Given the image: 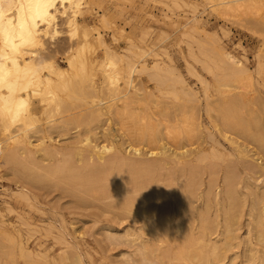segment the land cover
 Instances as JSON below:
<instances>
[{
    "label": "rangeland",
    "instance_id": "1",
    "mask_svg": "<svg viewBox=\"0 0 264 264\" xmlns=\"http://www.w3.org/2000/svg\"><path fill=\"white\" fill-rule=\"evenodd\" d=\"M85 1H86L87 5H84L86 3H83L81 5L82 15L78 16V20L81 21L82 24L85 25L86 27H92V28L95 27V29H96V26H98L96 31L98 33H100L101 37L103 38L104 44H106V45L108 44L107 46L112 48V50L116 51L118 54L122 52L121 54L124 55V56L122 55L123 58H125V54H126V56L131 55V54L129 55L130 52L125 51V50H127L126 48L131 47V43L133 44L135 42L134 45H137V46H140V45L144 46V47L148 46L152 51L150 53L151 56L148 55L145 57V63H147V66L150 67L153 64L152 63L153 61L159 60L158 62L160 63V65L162 67L163 66L166 67L167 64L169 67L170 66L172 67V65H173L174 67L172 68V70L176 69L180 77L176 76L177 75L176 70L173 71V74L171 72V74H172V75L170 74L171 76L167 75L165 73L163 74V72H162V74L165 75V77L167 78L166 81L168 80L167 81L168 86L171 88L170 89L168 87V90L166 89L165 91H168V93L171 92L172 94L174 93L173 95L170 93L169 95L162 96V94H168V93H166V92H164V93L162 92V94L158 93L161 91L157 90V84H156L157 81L152 76H150L151 72H153V71L148 69V70H146V72L145 71L143 73L140 72L141 74H139V72H138L134 75V82L135 83H133V86L135 85L134 86L135 89L133 87V91L134 90L135 91L133 92L132 89H130V91H132V93H130L129 95L132 99L128 100V102L126 103L127 106L126 105L121 106V107L119 106L120 108H117V109L111 108V109L107 110L106 108H108L109 103L112 102V101H110L111 96L109 97V95H107V94H109L108 89H107L109 84L105 80V78L103 80V78H101L100 74L98 73V75L95 78V83L98 86H101V84H102L103 86L101 87L100 90L101 91L104 90L103 93L100 92V94H99V97L102 98V105H100V109L97 106H96V108L93 107V108L89 109L88 108L89 104H82L83 101H84V103H86L89 100V97H87L86 99L83 98V101L81 99H77L75 97L74 98L71 97L72 98L71 99V98L67 97L66 93L64 92L62 94V97H61L62 100L61 101H63V100H65V101L59 105L60 111L57 110L58 108H56V107L54 108V104H49L48 105L49 107L47 106V108H49V109L46 108L47 112L44 110H43V112H41V111L39 112L41 114V116H40V114H38L39 115L38 119H36V121H34L36 124H30L29 126L33 125V126H31V128L27 127L29 130L26 129V131H25L26 134H24L25 135L24 139H26V140L28 139V141L31 142L29 145L30 147L28 146V152L24 151L23 147H21L22 145H18L17 143H11L10 144L8 141H7V143L9 145L5 143V148H4L3 142H4V139L6 137V134H3L2 128L0 127V140H1L0 141L1 142L0 143V151L2 152V153L0 152L1 153L0 154V159H1L0 160V232H1V234H0L1 235V238H0L1 239L0 240V244H1L0 245V264H78V263L79 264H137V263L138 264H149V263L150 264L151 263L152 264H158V263L159 264H174V263L175 264H201L200 261H198V260L195 261L196 258H193L194 260L191 259L190 261H187V262H181V261L174 260V259L171 260L170 257L160 255V254L164 253V251H165L164 248L167 247L166 249L168 250V249H170V247L171 248L176 247V245L178 244V241L175 238L174 234H170V232H169L167 235L168 237L161 238V240H162L161 243H160V241H157V240L155 241L154 237H153L154 240L151 239L152 238L151 236H153L152 234L154 233V229L152 227V223L149 221L150 219H148L149 218L148 214H144L145 215L144 216L143 214L139 215V214H134V213L129 214L128 212H126V213L123 212V214H124L123 215L122 211L121 210L119 211L118 208H116V206L118 204L116 202V200L117 201L120 200V197L118 199V197L115 196L117 190L116 189L114 190L112 188L114 187L115 183L120 181L121 178L125 179L127 177L132 178V179H134V181L135 180L136 181L134 182L133 180L127 179V181L125 182V186L122 187L121 189H119V191L121 193H124L125 190H126V192L127 191L130 192V193L129 192L128 193L131 195H129L128 193L125 192L128 195V196H125L126 194L124 193L125 197H129V196L131 197L132 194H133V196H135V194H136L134 192L135 188H140V187L146 188L147 187L146 185L149 186V183L146 184L148 181L150 182V185H151V183H153L152 184L153 187L155 186V188H157V187L162 186V189L164 187L165 190L166 189L170 190L169 195H172V194L175 196L178 195L177 197H179V198L181 197V193L184 191L185 192L189 191L191 194L193 193L191 195V197H192L191 205L193 204L192 205L193 211L195 210L196 212H198L199 209L202 212L204 211L203 213L204 214L207 213L206 216L208 217V219L210 217L214 216L213 218L209 219V221H212L213 223L210 222V224H212L211 228L208 231H205L204 238L206 240L208 238L207 236H209V238L206 241L207 242L206 245L211 247V245L213 243L212 246L215 245L217 248L216 249L217 253L218 254L220 253V254H219L218 259L211 261L210 264L211 263L212 264H255V263L256 264L257 263L264 264V240H262V239L260 240L261 237L259 235L261 232L260 231L261 229H262V231H264V226H262V224H264V175H262V174H264V154H262V152H264V144H262V142H264V141H262V140H264V82H262V81H264V78H262V77H264V69L258 70L261 68L260 67L261 63H262V65H264V9H262V8H264V2H262V0H256L255 3L253 2L254 4H253V9L251 10V13L254 12L257 16H254L253 13L250 14L248 12L249 14L248 13L241 14V16L239 18L230 17L231 19H229V21H230L229 22L228 21L229 17H227V15L223 16L224 13H223L222 9H220V7H218V6H217L218 9L216 8V6H214V7L211 6V3L207 2L208 0H204V1L203 0H185L184 3H186V5H183V6L181 5V3L184 0H182V1H179V0H132V1L131 0H85ZM121 1H123V2H121ZM171 1H173V3L176 1V5H175V3H174V5L177 8H174V5H171V4H173V3H171ZM191 1H192V3H191ZM249 1H253V0H249ZM257 1H260V3H258ZM95 2H96V4H95ZM193 4H195V5H193ZM209 4L211 7H209ZM181 6H182V8H181ZM184 6H187V7H184ZM259 6L262 10L259 8ZM189 7H190V9H189ZM192 7L195 8L196 10H192L191 9ZM213 9L214 10L216 9L217 11L216 10L214 11ZM124 10H126V11H124ZM259 10H261V13ZM96 15H98V16H96ZM101 15L102 16L104 15V18H105L104 20L100 19V17H102ZM167 16L169 18H167ZM192 16L195 19H193ZM96 17H98L99 19H97ZM106 18H108L110 20H108ZM176 18H178L179 20ZM96 19H97V21H96ZM174 19H175V21H173ZM196 19L199 21H197ZM93 20H95V21H93ZM194 20L196 22H194ZM237 21H239L241 24ZM97 22H99L100 25ZM173 24L175 27L173 26ZM176 24H178V25H176ZM194 24L197 25V28L193 26L194 28H196L195 30L192 28V25H194ZM190 25H191V27H189ZM105 26H106V29H105ZM200 26H204L203 27L204 29H202V27L200 28ZM107 27H108V29H107ZM176 27L177 28L179 27L180 29H177ZM183 27H186V28L189 27L188 28L189 31H188V29H186V28L184 29ZM181 28H183V30ZM191 28H192V30H191ZM199 28H200V30L201 29L202 30L199 31L198 30ZM221 28H222V30H221ZM110 29H114V30H110ZM121 29H123V30H121ZM223 29L226 32H224ZM57 30L59 33L55 36L54 39H52V40L45 39V41L43 42L44 44L42 46V52L41 53L39 52V54L37 55V58H35V64H37V66H40L38 64L53 60V62H55L60 67L66 68L67 64L64 60L65 56L70 52H72V53L76 52L79 45L76 41L77 39L69 38L68 32L66 33L67 27L65 25V18L58 17ZM193 30H194V32L197 30V32L199 31V33L204 30L206 32L204 37H205V39H208V40H204V37L202 34L204 31L202 33H200V35H199V33L195 34L194 32H191ZM102 31H103V33H101ZM188 32H190L192 34L189 33L190 34L189 35ZM223 32H224V35H223ZM90 33L91 34L93 33L92 35H94L96 32L95 31L92 32V30H91ZM111 33L113 34V36ZM183 33H185V34L187 33V34L184 36ZM207 33H210L212 35H210V34L207 35ZM197 35H199V36H197ZM194 36H196L197 40L194 38ZM209 36H210V38H208ZM114 37L116 39L120 38V40L116 41ZM198 38L200 40H198ZM127 39H128V42H127ZM191 39L192 40L195 39V41H197L199 44L200 43L203 44L202 45L203 47L201 46L203 49H205L204 45L206 47H208V45H209L208 49L211 52V54H212V51H213V53L215 52V50H213V48H217V49L218 48H220V49L224 48L225 51L231 52V54H233L236 58L240 59V61L243 62V64L246 66V68H248L247 69L248 73H250L249 74L250 75V82L252 81L250 83L252 85H249L250 90L246 87V89H243V91L241 90L242 94H239L238 90L236 91V89H234V87L233 88L232 87L231 88H225L226 86H224V88H222V84L219 81H217V84L214 83V82H216L215 78H217V77L215 76V78H213L215 80H213L212 77L214 75L210 77L211 73L208 74L207 73L208 71H204L203 68L205 66L200 63V60H198V61L196 60L198 58H200V59L204 58V57H202V55H200L201 51L200 52L198 51V48H200L201 44L199 45L198 43L192 41ZM184 40H186V41H184ZM187 42H190V44ZM71 45H73V46H71ZM188 45H190V47L193 48L194 53H193V51H191L190 53H192L193 55L195 54L194 57H192V60L194 62L197 61V63H194L192 60H190L191 56L187 55V54H189V53H187V52H189L188 48L191 49ZM43 47L46 50H43L44 49ZM123 48H125L124 51H123ZM68 49H70V50H68ZM208 49H206V50H208ZM67 50H68V53H67ZM91 50L87 49V51L86 50L84 51L85 53L82 54L84 56V58H86V59H88L90 57L91 58H93V57L98 58L99 56L102 55L101 57H103V55H104L103 45L94 44L93 49H91ZM94 50L96 53L94 52ZM153 51H154L155 55L153 54ZM160 52H164V53H160ZM197 52H199L200 56L198 55ZM121 54H119V55H121ZM164 54L167 55V57ZM215 54L216 53H214V55ZM97 55H99V56H97ZM87 56H89V57H87ZM155 56H158V57H155ZM159 56H160V58H159ZM195 56L197 58H195ZM167 58H169L170 60H168ZM98 59H100V57ZM162 60H163V62H162ZM257 61H258V64H257ZM187 62L189 63V65H187L188 64ZM200 64L203 65L204 67L199 66ZM188 66L189 67L192 66L194 68V70L192 69V71H191V72L194 71L195 72L194 74H192L191 72L187 73L188 71H190V68ZM86 67H87V65H86ZM170 68H169V70H170ZM256 68H258V69H256ZM262 68H264V66H262ZM185 69H187V70H185ZM257 72H259V73L262 72V73L259 74ZM77 74H79V73H77ZM69 75H74V74L70 73ZM77 76L81 77V75H77ZM77 76L74 75V78H72V81H77ZM80 77H79V80H81ZM176 77H179L182 81L184 80L183 85H184V87L186 86V89L191 88L194 91L193 92L191 90V92H193L195 94L194 95V98H195L194 101L188 100V97L184 94V91L181 90V88H179L180 84L176 83L177 82ZM138 78H139V80H138ZM196 79H198V80H196ZM200 79H203V80L205 79L207 81V83H205V80H204L205 86L202 84L203 80L200 81ZM136 85L138 88L136 87ZM206 85L208 87V88H206L207 90L204 89L206 87ZM106 86H107V88H105ZM102 88H105V89H102ZM200 88H202V89H200ZM215 88H217V89H215ZM175 89H177V91L179 93ZM172 90H173V92H172ZM180 90L182 91V93H180ZM222 90L229 91L228 93L230 95L227 96L228 94ZM244 90L247 93H245ZM143 91H145V92H143ZM221 91L223 93H221ZM105 92H107V93L105 94ZM203 92H204V94H203ZM243 92H244V95H243ZM135 93H137V94H135ZM176 93L178 94V96ZM231 93L233 96L231 95ZM134 94H135V96H133ZM201 94H203V97ZM216 94H218V95H216ZM247 94H249L248 95L249 97L247 96ZM143 95L146 97H144ZM237 95L239 97L243 95L244 97H242L243 99L242 98L240 99L238 97L239 98L238 99ZM138 96H140V97H138ZM212 96H214V97H212ZM230 96H232V97H230ZM163 97H165V98H163ZM207 97L209 99H206ZM133 98H135V99H133ZM136 98H138V99L136 100ZM159 98H160V100H158ZM175 98H176V100H175ZM185 98H186V100H185ZM196 98H197V100H196ZM213 98L215 100H213ZM223 98L225 99V101L227 100L228 102L231 101L232 99H234V101L237 102L236 105L238 106V108L236 105H232L230 115H232V118L236 119V121H238L240 124L242 123V125H246V128H245V129H247V130H245L246 132L244 130L238 129L237 125H235V128H237L235 130H238V132L234 131V129H233L232 131L230 130L231 132L228 131V132H230L229 134L227 131H225L223 128H221V125L219 124V120L217 118V110H218L217 107H219L218 105H221L222 102H225ZM236 98H237V100H236ZM152 99H154V100H152ZM203 99H205V100H203ZM221 99H223V100H221ZM183 100H184V102H183ZM154 101L156 104H154ZM187 101H188V103H187ZM204 101H206V102H204ZM244 101H246V102H244ZM130 102H131V104H130ZM163 102H165V103H163ZM104 104H106V105H104ZM148 104L150 106H152L153 108L148 106ZM197 104H198V106H197ZM141 105L143 106V108L145 106V108L143 109ZM183 106H184V108H183ZM210 106L211 107L213 106V108L215 109L214 112H213V108H210ZM140 107H141V111H137V109H140ZM196 107H198V108L196 109ZM205 107H206V111H205ZM50 108H51V112H50ZM193 108L195 109V111H193ZM88 109H89V111H88ZM92 109H93V111H92ZM135 109H136V111H135ZM157 109H158V111H157ZM162 109H163V111H162ZM198 109H199V111H198ZM52 111H53V113H52ZM130 111L132 114L130 113ZM182 111H183V113H182ZM187 111H188V113H186ZM234 111L236 112V114L239 113L236 118H235L236 114L234 115V113H235ZM249 111L251 113H249ZM138 112H140L139 113L140 115H138ZM45 113H47V114H45ZM48 113H49V116H48ZM112 113H114V114L112 115ZM166 113H168V115ZM98 114H100V115H98ZM142 114L144 115V117ZM46 115H47V118H46ZM50 115H52L53 117L50 118L51 117ZM131 115H133V116H131ZM146 115L147 116L149 115V116L146 117ZM163 115L165 117H163ZM166 115H167V117H166ZM186 115H188V116H186ZM248 115H250V116L248 117ZM59 116H61V117H59ZM118 117H120V118H118ZM186 117H189V118L186 119ZM251 117H253V118H251ZM145 118H146V120H145ZM182 118L186 119L188 121L192 120L194 118L196 120L198 119L197 121L195 120L196 128L198 126V128H197L198 130L194 129L197 132L193 130V132H196V133H193V135L191 133L190 134L191 136L187 139H186L185 135H184L185 138L182 137L183 133H178V134H176V138L173 139L174 141L172 139H170V140L167 139V141H166V138L164 136V132H165L164 129H168L167 127H170V128H173L172 130L169 129L171 132L177 133L179 131L178 128H180V127L183 128L185 120L181 121V120H183ZM97 119H99L100 121ZM129 119H131V120H129ZM150 119H151V121H150ZM256 119H258V120H256ZM132 120L134 122H130ZM165 120H166V122H165ZM241 120H242V122H241ZM58 121H59V124H57ZM115 121H118V122H115ZM254 121H256V122H254ZM144 122H145V125L148 122V126H150L152 129L148 128L147 125H146L147 126L146 127L143 124ZM247 122H248V124H246ZM53 123H55V124H53ZM150 123H151V125H150ZM119 124H121L122 126ZM134 124H135V126H134ZM152 124H153V126H152ZM178 124H180V125H178ZM0 125H1V123H0ZM53 125H54V127H53ZM58 125H62V126H58ZM85 125H87V126H85ZM131 125H132L133 129L131 128ZM20 127L22 128V126H20V125L14 126L13 132L17 133V131H19L18 128L20 129ZM238 127H240V126L238 125ZM39 128H41V129H39ZM174 128H177L178 130L174 129ZM55 129H57V130H55ZM139 129L141 131H143L144 133H146V132L148 133L151 129V132L152 133L154 132L156 134L155 135L153 133L155 135V138L158 140L157 141L155 139L156 141L154 140L150 144H146V140L144 139L145 142H143L141 140L142 142L137 143L138 144L137 146H138V148L141 149L140 152L142 153V154H140V156L143 155V153H144V155L141 157L135 156V154L132 152L131 146H133V145H131V144H133V143H131V142H133L134 137L130 138L135 134V130L138 131ZM128 130L131 132H129ZM10 132H12V129L10 130ZM257 132H259V133H257ZM157 133H159L161 136L160 135L157 136L158 135ZM234 133L236 134V136ZM250 133H251V135H250ZM11 134H13V133H11ZM129 134H131V135H129ZM38 135H40V136H38ZM249 135H250V137H249ZM239 136H241V137H239ZM257 136H259V137L262 136V137H260L261 138V144H259L260 138L258 139ZM177 137H178V140H180V141L177 140ZM226 137H227V139H226ZM255 138H257L258 140ZM86 139H87V142L89 141L90 143H85ZM228 139H232V141L234 140L232 142V146H231L230 141ZM74 140H76L77 142ZM175 140H177L176 143H174ZM126 141H128L129 143ZM170 141H173V142L171 143ZM183 142L185 144H182ZM36 144H38V145H36ZM40 144H41V147H40ZM88 144H91V145H93V144H98V145L105 144L108 146L109 145L113 146V149L109 153V155L115 156L116 158L118 157V159L120 161L119 163H121V164H116V165L113 164V165H115V169H114L113 165H111V166L103 165L102 166L103 171H101V170L100 171H92L90 173H88L89 172L88 171L87 175H90L92 177H91V179H84L85 181L83 183V186H84V188H87L88 186H90V183H91L90 180L94 181L93 182L94 185H92V187L91 186L88 187L90 189H88V188L84 189V188H80L81 186H79V183H78V180L83 182V180H82L83 178L81 176L74 175L76 177L75 180H77V181L73 182L74 183V185H73V183L71 181V179H73L72 178L73 175L71 174V176H70V175L66 174V172L70 174V172L67 171L68 167H70V169L73 168L74 170L75 169H78V170L82 169L83 170L84 168L89 167V166L94 164V162L88 161L86 159L83 160L84 162L83 161L79 162L80 161L79 156L77 157L76 155H74V153L78 149V147L84 149V152L87 151V149L89 147ZM161 144H165V145H167V147L170 146L169 150L173 151V152H175V150H176V152H183V150L188 151L187 152L188 154H186V155H187V158L189 156L190 157L187 159L186 155H185V158H182L183 161H182V159H180L179 161H176V160L170 161L169 160V161H167V163H165L161 166L153 167L152 170H150V172H148V174L150 173L149 179H147L148 178L147 173H145L143 170H141V168L139 166H132L133 168L125 166V165H128V164H126V162H128V159H131V158H133L131 160H140V159L144 160L145 159L144 161L147 160V162H149V163H153L154 161H155V163L159 162L160 157L157 155H150L149 151L151 150V148H153V147L155 148V145H156V148L152 149V150H153V152L156 151V153H158L159 151H157V147H159ZM177 144H179V145H177ZM180 144L183 145V147ZM188 144H190V145H188ZM79 145H83V146H79ZM176 145L181 148V151H180L179 147H177ZM233 145L235 148H236V146H237V148H239L238 149L239 152L242 150L240 152V153H242V155L239 152L234 150L235 148H233ZM258 145H260L261 147H259ZM6 146H9V147H6ZM18 146L22 149L18 148ZM44 146H45V148H44ZM13 147H14V149H13ZM16 147H17L18 151L15 149ZM52 147H54V149ZM64 147H65V149H64ZM175 147H176V149H175ZM3 148H4V150L6 149V151L3 152L2 151ZM62 148H63V150H62ZM21 151H24V152L21 153ZM212 151H214V152L212 153ZM216 151L219 152V155H217L218 152H216ZM243 152L245 153L244 156H243ZM5 153H7V154H5ZM8 153H9V155H8ZM198 153H200L201 155ZM210 153L213 154L214 156L211 155ZM113 154H115V155H113ZM220 154H221V156H220ZM237 154H240V155H237ZM67 155H69V156H67ZM231 155H232V157H230ZM3 156H4V158H3ZM6 156H8V157H6ZM18 156H20V157H18ZM64 156H65V158H64ZM73 156H74V158H73ZM212 156L214 159L212 158ZM247 156L249 158L252 156L250 158L251 160ZM27 157H29V158L27 159ZM67 157H69V159L71 158V160L69 161V159ZM18 158H19V160H17V162H18L17 163L16 159H18ZM125 158L127 161H125ZM200 158L202 160H200ZM5 159H6V161H5ZM156 160H158V161H156ZM199 161H200V163H199ZM256 161H257V164H256ZM69 162H71V163H69ZM90 162H92V163H90ZM77 163H78V165H76ZM122 163H124V164H122ZM213 163H215V164H213ZM206 164H207V166H206ZM248 164L251 166H249ZM259 164H260V166H259ZM26 165H28L29 167L27 168ZM85 165H87V166H85ZM117 165H119V166H117ZM176 165H178L179 168ZM188 165H190L192 167L194 166L193 169H196V170L192 169L191 173L189 171H185L186 168L188 170V167H190ZM211 165L213 166L212 168H210ZM234 165H235V167H234ZM64 166H67V167H64ZM228 166H229V169H227ZM256 166L259 168H256ZM40 167H42V168H40ZM137 168L139 169V170H137L138 173L136 171ZM23 169H24V172H23ZM25 169H26V171H25ZM40 169H42V170H40ZM63 169L65 170V172H63L64 171ZM112 169H114V170H112ZM122 169L125 171H123ZM165 170L167 171V173L165 172ZM202 170H203V172H202ZM37 171H39L38 175H37ZM259 171H261V172H259ZM12 172H13V174H12ZM94 172H95V174H94ZM156 172H158V173H156ZM151 173H153L152 174L153 177H151L152 176ZM210 173H212L214 175H211ZM233 173H234V176H233ZM46 174L49 176H46ZM54 174H56V175H54ZM154 174H155V176H154ZM25 175H27V176H25ZM32 175H34V176H32ZM52 175H54V176H52ZM171 175H173L175 177H173V176L171 177ZM50 176H52V177H50ZM66 176L68 178H71V179L66 181V179H65ZM139 176H140V178H139ZM228 176H229V178H227ZM231 177H233V178H231ZM116 178H118L117 179L118 181L116 180ZM183 178L184 179L186 178L187 180L186 179L184 180ZM27 179H28V181H27ZM154 179H156V180L154 181ZM199 179H200V182H199ZM228 179H229V181H228ZM62 180H63V182L61 183ZM86 180H89V181L87 182ZM109 180H111L112 182ZM137 180H139V181L137 182ZM170 181H172V182L170 183ZM186 181L190 185H188V184L186 185ZM223 181L225 182V184ZM233 181H234V183H233ZM142 182L144 185L140 184ZM167 182H169V183H167ZM173 182H175V183H173ZM184 182H185V184H184ZM197 182H199V185L197 184ZM174 184H175V187H174ZM227 184H229L233 188V190H234L233 192L235 193L236 200L240 198L239 201H240V205H241L240 206L239 202H237V205H236L235 210H234V216L232 218L233 221H231V223H232V225H231L232 229H231V233H230V235H232L231 237H230V235L228 237V234H226V231H225V227H222V225L224 226V223H225L224 221L226 220V218L230 214V213H228V215H227L225 212V209H224V207L227 205V200H228L227 195L224 193V189H226L225 186H227ZM75 185H77V186H75ZM177 186L179 188H177ZM183 186L185 189L183 188ZM20 187L23 188L25 191L27 190L26 192L28 195V198H27L28 201L25 199L22 200L23 197L22 198L18 197V195H19L18 191L21 189ZM186 187H190L191 189L188 188V190H187ZM79 189H83V191L82 190L79 191ZM180 189H182V190H180ZM85 190H88V192H86ZM104 190H106V191L108 190V191H110V193H108V191H107V193H108L107 194L106 191H104ZM123 190H124V192H123ZM173 190H175V191H173ZM247 190H248V192H247ZM177 191H179L180 193ZM206 191H208V192H206ZM15 192H17L18 194ZM102 192H104V193H102ZM113 192H115V193H113ZM178 193L180 194V196ZM203 193L205 196L203 195ZM111 194H113V195H111ZM4 196H6V197H4ZM112 198H113V200H112ZM194 199H196L197 202ZM204 201L206 202V204ZM221 203L223 204V206ZM205 205H206V207H205ZM208 207H209V209H208ZM210 208H211V210H210ZM117 210H118V212H117ZM113 211H115V212H113ZM214 211H215V213H214ZM221 211H222V213H221ZM134 215H135V217H133ZM147 216H148V218H147ZM143 218H145V220H143ZM213 219H215V220L213 221ZM261 219H262V221H261ZM217 220H218V222H217ZM19 222H21V223H19ZM254 223H256V224H254ZM24 224H26V225L24 226ZM145 224H146V226H145ZM251 224H252V226H251ZM28 225L30 226L29 228L27 227ZM33 225H34V228H33ZM191 225L193 226V227L191 226L193 233L195 231L201 233V229L198 228L197 220L194 219V221H192ZM46 226H48V227H46ZM110 226H111V228H110ZM214 226H215V228H214ZM146 227H147V229H146ZM257 227H259V228H257ZM211 229H213V230H211ZM107 231H109V232H107ZM124 231H127V232H124ZM131 233H132V235H131ZM104 234L107 236H105ZM117 235H119V236H117ZM120 235H121V237H120ZM224 235H226V236H224ZM5 236H6V238H5ZM11 237H13V238H11ZM127 237H130V238H127ZM137 238L139 239V241ZM55 239H57V241H59V242H57ZM145 239H146V243H148L147 241L149 240V244L151 243L150 247L152 249L155 248V250L154 249H153V251L150 250L151 252L147 251L148 255L145 256L146 258H143L144 255H142V253L139 252V249H140L139 246H141L140 244L143 243V241L145 242ZM13 240H15V241H13ZM19 240L22 241L21 247L19 246V243H18ZM139 242H141V243L139 244ZM165 242H166V244H165ZM58 243H60V244H58ZM157 243H158V245H157ZM216 243H217V245H216ZM197 245L199 246V244H197ZM197 245H193V247H195V248H191V249H196V248L197 249L194 251L191 250L190 252H193V253L196 252L200 248V247L198 248ZM158 246H160V247H158ZM23 247H24V250H23ZM40 248H42V249H40ZM162 249H163V252H161ZM218 250H222V251L219 252ZM221 252H223V253H221ZM193 253H189V254H193ZM149 254H150V256H149ZM26 255L28 256L27 258H26ZM43 255H44V257H43ZM140 257H141V259H140ZM165 257H166V259H165ZM24 258H26L25 261L23 260ZM79 258H81V259H79ZM219 258H220V261H219ZM147 259H149L151 261H149ZM249 259H250V261H249ZM143 261H145V263ZM165 261H167V262L165 263ZM179 262H181V263H179Z\"/></svg>",
    "mask_w": 264,
    "mask_h": 264
},
{
    "label": "bare ground",
    "instance_id": "2",
    "mask_svg": "<svg viewBox=\"0 0 264 264\" xmlns=\"http://www.w3.org/2000/svg\"><path fill=\"white\" fill-rule=\"evenodd\" d=\"M132 1V0H131ZM179 1H182V0H179ZM204 1V0H203ZM105 2V1H104ZM121 2H123V1H121ZM185 2V0L181 3V5L183 6V5H186V3H184ZM208 3H211V6H216V8L218 9V7H220V9H222V11H223V16H225V15H227V17H229L228 18V21H229V19H231L230 17H232V18H239L240 16H241V14H245V13H250V14H252L253 13V15L254 16H257L254 12H252L251 13V10L253 9V4L256 2V0H253V1H247V0H208L207 1ZM254 2V3H253ZM258 3H260V1H257ZM262 2H264V0H262ZM83 3H86V1L85 0H0V123H1V125H0V127L2 128V131H3V134H6V137H5V139H4V144H3V146H4V148H5V143L6 144H8L7 143V141L11 144V143H17L18 145H22L21 147H23V149H24V151H27L28 152V146L30 145V141H28V139L26 140V139H24L25 138V135L24 134H26V129L27 130H29L27 127H30L31 128V126H33V125H31V126H29L30 124H36L34 121H36V119H38V114H40L39 112L41 111V112H43V110L44 111H46V108H47V106L49 105V104H54V108L56 107V108H58L57 110L58 111H60V108H59V105L62 103V102H64L65 100H63V101H61L62 99H61V97H62V94L65 92L66 93V95H67V97H69V98H71V97H75V98H77V99H81L82 101H83V98L84 99H86L87 97H89V100L86 102V103H84V101H83V103L82 104H89V106H88V108L89 109H91V108H96V106L100 109V105H102V98H100L99 97V94H100V92H102L103 93V91L104 90H100L101 89V87L103 86L102 84H101V86H98L96 83H95V78H96V76L98 75V73L100 74V76H101V78H103V80H104V78H105V80L108 82V88H107V86L105 87V88H107L108 89V93L109 94H107V95H109V97L111 96V99H110V101H112L111 103H109V105H108V108H106L107 110L108 109H111V108H114V109H117V108H120L121 106H125L126 105V103L128 102V100H130V99H132L131 97H130V93H132V91H133V87L135 86H133V83H135L134 82V75L136 74V73H138L139 72V74H141L140 72H146V70H148V69H150V70H152L153 72H151V74H150V76H152L157 82H156V84H157V90L158 91H161V92H158V93H161L162 94V92L164 93V92H166V93H168V91H165L166 89L168 90V84H167V81H166V77H165V75H163L164 73L165 74H167V75H170L171 74V72H172V74H173V71H175V70H172V68L174 67L173 65H172V67L170 68L169 66H168V64L166 65V67L165 66H161L160 65V63L157 61V60H155V61H153L152 63V65L149 67V66H147V63H145V57L146 56H148V55H150V53H151V49L149 48H147V47H144V46H137V45H134V43L132 44L131 43V47H129V48H126L127 50H125V51H128V52H130L129 53V55L130 56H126V54H125V58H123V54H121V53H119V54H121V55H119L116 51H113L112 50V48H110V47H108L106 44H104V42H103V38L101 37V35H100V33H98L97 31H96V29H97V27L98 26H96V29H95V27H86L85 25H83L82 24V22L81 21H79L78 20V16H81L82 15V9H81V5L83 4ZM102 3V2H101ZM171 3H173V1H171ZM175 3V5H176V1L174 2ZM174 3L173 4H171V5H174ZM191 3H192V1H191ZM95 4H96V2H95ZM161 4V3H160ZM178 4V3H177ZM189 4V3H188ZM187 4V5H188ZM84 5H87V3L86 4H84ZM103 5V4H102ZM175 5H174V8H177V7H175ZM193 5H195V4H193ZM192 5V6H193ZM208 5V4H207ZM261 5V4H260ZM99 6V5H98ZM178 6V5H177ZM182 6H181V8H182ZM199 6V5H198ZM210 6V4H209V7H211ZM218 6V7H217ZM105 7V6H104ZM108 7V6H107ZM121 7V6H120ZM180 7V6H179ZM184 7H187V6H184ZM200 7V6H199ZM208 7V8H209ZM262 7V6H261ZM122 8V7H121ZM170 8V7H169ZM201 8V7H200ZM259 8H260V6H259ZM91 9V8H90ZM109 9V8H108ZM171 9V8H170ZM189 9H190V7H189ZM192 10H196L195 8H191ZM212 9V8H211ZM261 9V8H260ZM262 9H264V8H262ZM261 9V10H262ZM214 10V9H213ZM216 10V9H215ZM214 10V11H215ZM261 10H259L260 11V13H261ZM124 11H126V10H124ZM204 11V10H203ZM217 11V10H216ZM170 12V11H169ZM191 12V11H190ZM193 12V11H192ZM200 12V11H199ZM198 13V12H197ZM196 13V14H197ZM248 13V14H249ZM98 14V13H97ZM102 14V13H101ZM193 14V13H192ZM199 14V13H198ZM150 15V14H149ZM171 15V14H170ZM173 15V14H172ZM252 15V16H253ZM92 16V15H91ZM96 16H98V15H96ZM102 16V15H101ZM177 16V15H176ZM186 16V15H185ZM250 16V15H249ZM261 16V15H260ZM58 17H61V18H65V25H66V27H67V31H66V33L68 32V34H69V38H74V39H77L76 41H77V43H78V48H77V50H76V52L75 53H72V52H70V53H68V50H70V49H68L67 50V55L65 56V58H64V60H65V62H66V64H67V66H66V68H63V67H60L59 65H57L55 62H53V60H51V61H46V62H44V63H41V64H38V65H40V66H37V64H35V58H37V55L39 54V52L41 53L42 52V46H43V42L45 41V39H50V40H52V39H54L55 38V36L59 33L58 32V30H57V20H58ZM86 17V16H85ZM182 17V16H181ZM187 17V16H186ZM195 17V16H194ZM220 17V16H219ZM97 19H99L98 17H96ZM167 18H169L168 16H167ZM188 18V17H187ZM192 18H193V16H192ZM225 18V17H224ZM97 19H96V21H97ZM100 19H102V20H104L105 18H104V15L102 16V17H100ZM106 19H108V18H106ZM171 19V18H170ZM176 19H178V18H176ZM193 19H195V18H193ZM243 19V18H242ZM64 20V19H63ZM101 20V21H102ZM108 20H110V19H108ZM124 20V19H123ZM179 20V19H178ZM181 20V19H180ZM197 20V19H196ZM93 21H95V20H93ZM100 21V22H101ZM171 21V20H170ZM173 21H175V19L173 20ZM177 21V20H176ZM197 21H199V20H197ZM242 21V20H241ZM85 22V21H84ZM181 22V21H180ZM187 22V21H186ZM194 22H196L195 20H194ZM230 22V21H229ZM232 22V21H231ZM237 22H239V21H237ZM243 22V21H242ZM64 23V22H63ZM97 23H99V22H97ZM109 23V22H108ZM116 23V22H115ZM172 23V22H171ZM175 23V22H174ZM240 23V22H239ZM92 24V23H91ZM241 24V23H240ZM256 24V23H255ZM98 25V24H97ZM99 25H100V23H99ZM107 25V24H106ZM114 25V24H113ZM176 25H178V24H176ZM180 25V24H179ZM184 25V24H183ZM187 25V24H186ZM90 26V25H89ZM93 26V25H92ZM95 26V25H94ZM173 26H174V24H173ZM196 27L197 28V25L196 24H194V25H192V28L195 30L196 28H194V27ZM102 27V26H101ZM110 27V26H109ZM175 27V26H174ZM189 27H191V25L189 26ZM188 27V28H189ZM202 27V29H204L203 27L204 26H200V28ZM103 28V27H102ZM114 28V27H113ZM124 28V27H123ZM177 28V27H176ZM184 29L186 28V27H183ZM183 28H181L182 30H183ZM188 28H186V29H188ZM192 28H191V30H192ZM200 28L198 29L199 31H201L200 30ZM105 29H106V26H105ZM107 29H108V27H107ZM177 29H180L179 27L177 28ZM92 30V32L93 31H95L96 33L94 34V35H92L91 33H90V31ZM110 30H114V29H110ZM121 30H123V29H121ZM194 30L193 31H191V32H194ZM220 30V29H219ZM221 30H222V28H221ZM99 31V30H98ZM186 31V30H185ZM188 31H189V29H188ZM199 31L197 32V30L194 32L195 34H198L199 33ZM204 31V30H203ZM202 31V32H203ZM223 31H224V29H223ZM125 32V31H124ZM150 32V31H149ZM183 32V31H182ZM202 32H200V33H202ZM205 32V31H204ZM202 33L203 34V37H204V35L206 34V32L205 33ZM208 32V31H207ZM224 32H226V31H224ZM224 32H223V35H224ZM101 33H103V31L101 32ZM190 32H188V34H189ZM193 33V34H194ZM200 33H199V35H200ZM97 34V35H96ZM112 34V33H111ZM127 34V33H126ZM184 34V36L187 34H185V33H183ZM182 34V35H183ZM190 34H192V33H190ZM189 34V35H190ZM210 33H207V35H209ZM215 34V33H214ZM226 34V33H225ZM119 35V34H118ZM199 35H197V36H199ZM206 35V36H207ZM210 35H212V34H210ZM112 36H113V34H112ZM132 36V35H131ZM121 37V36H120ZM187 37V36H186ZM202 37V36H201ZM113 38V37H112ZM115 38V37H114ZM188 38V37H187ZM193 38V37H192ZM194 38L196 39V36H194ZM207 38V37H206ZM208 38H210V36L208 37ZM217 38V37H216ZM73 39V40H74ZM129 39V38H128ZM128 39H127V42H128ZM195 39H191L192 41H194V42H196V43H198L197 41H195ZM202 39V38H201ZM115 40L117 41V40H120V38H118V39H116L115 38ZM197 40V39H196ZM198 40H200L199 38H198ZM203 40V39H202ZM204 40H208V39H205V37H204ZM203 40V41H204ZM75 41V40H74ZM132 41V40H131ZM184 41H186V40H184ZM215 41V40H214ZM219 41V40H218ZM181 42V41H180ZM206 42V41H205ZM187 43H189L190 44V42H187ZM193 43V42H192ZM204 43V42H203ZM208 43V42H207ZM74 44V43H73ZM94 44H99V45H103V48H104V55H103V57H101V56H99V55H97V56H99L100 57V59H98L97 57H93V58H88V59H86V58H84V56L82 55L83 53H85L84 51L86 50L87 51V49L88 50H91V49H93V46H94ZM129 44V43H128ZM140 44V43H139ZM194 44V43H193ZM199 44V43H198ZM201 44V43H200ZM199 44V45H200ZM110 45V44H109ZM112 45V44H111ZM203 44H201L200 45V48H198V51L201 53L200 55H202V57H204L202 60L200 59V58H198V59H196L197 61L198 60H200V63L201 64H203V65H199V66H201V67H204L203 68V70L204 71H208L207 73L208 74H210V77L211 76H213L212 77V79L213 78H215V76L217 77V78H215V79H213V80H215L216 82H214V83H216L217 84V81H219L221 84H222V88H224V86H226L225 88H233L234 87V89H236V91L238 90V93L239 94H242L241 92L243 91V89H246V87L249 89V85H252V84H250L251 82H250V73H248V71H247V69L248 68H246V66L243 64V62L242 61H240V59H238V58H236L233 54H231V52H227V51H225L224 50V48L221 50L220 48H213V50H215V52L214 53H216L215 55H214V53H213V51H212V54H211V52L209 51V49H208V47H209V45H208V47H206L205 45H204V47H205V49H203L202 46ZM213 45V44H212ZM218 45V44H217ZM71 46H73V45H71ZM189 47H190V45H188ZM187 46V47H188ZM202 46V47H201ZM219 46V45H218ZM217 46V47H218ZM70 47V46H69ZM102 47V46H101ZM199 47V46H198ZM212 47V46H211ZM216 47V46H215ZM44 48V47H43ZM71 48V47H70ZM73 48V47H72ZM125 48H123V51H124V49ZM162 48V47H161ZM191 48V47H190ZM202 48V49H201ZM206 49H208V50H206ZM211 49V48H210ZM217 49V50H216ZM43 50H46L45 48L43 49ZM96 50V49H95ZM95 50H94V52H95ZM166 50V49H165ZM164 50V51H165ZM196 50V49H195ZM212 50V49H211ZM92 51V50H91ZM188 51L189 52H187V53H189V54H187L188 56H191L190 58V60H192V57H194V55L192 54V53H190L191 51H193V48H191V49H189L188 48ZM197 51V50H196ZM66 52V51H65ZM199 52H197L198 53V55H199ZM46 53V52H45ZM96 53V52H95ZM98 53V52H97ZM126 53V52H125ZM160 53H164V52H160ZM166 53V52H165ZM193 53H194V51H193ZM66 54V53H65ZM93 54V53H92ZM99 54V53H98ZM153 54H154V51H153ZM193 56H192V55ZM123 55V56H122ZM155 55V54H154ZM153 55V56H154ZM165 55V54H164ZM199 55V56H200ZM151 56V55H150ZM149 56V57H150ZM166 57H167V55H165ZM243 56V55H242ZM262 56V55H261ZM87 57H89V56H87ZM155 57H158V56H155ZM241 57V56H240ZM256 57V56H255ZM42 58V57H41ZM159 58H160V56H159ZM195 58H197L196 56H195ZM125 59V60H124ZM156 59V58H155ZM158 59V58H157ZM168 60H170L169 58H167ZM245 59V58H244ZM243 59V60H244ZM258 59V58H257ZM261 59V58H260ZM61 60V59H60ZM195 60V59H194ZM41 61V60H40ZM161 61V60H160ZM193 61V60H192ZM197 61L196 62H194V63H197ZM203 63H202V62ZM246 61V60H245ZM259 61V60H258ZM258 61H257V64H258ZM162 62H163V60H162ZM186 62V61H185ZM64 63V62H63ZM188 63V62H187ZM186 63V64H187ZM199 63V62H198ZM165 64V63H164ZM86 65H87V67H86ZM187 65H189V63L187 64ZM186 65V66H187ZM261 65H262V63H261ZM260 65V69H258V68H256V69H258V70H261V69H264V68H262V66H264V65H262L261 66ZM170 68V70H169V68ZM189 67V66H188ZM192 67V66H191ZM189 67L190 68V71H186L187 73H189V72H191L192 71V69L194 70V68L192 67ZM186 68V67H185ZM255 69V68H254ZM185 70H187V69H185ZM257 70V71H258ZM162 72H163V74H162ZM176 72H177V70H176ZM74 74V75H81V77L80 76H77V81H72V78H74V75H69V74ZM77 73H79V74H77ZM192 74H194L195 72L193 71V72H191ZM206 73V74H207ZM257 73H259V72H257ZM262 73V72H261ZM261 73H259V74H261ZM171 74V75H172ZM258 74V75H259ZM166 75V76H167ZM170 75V76H171ZM196 75V74H195ZM256 75V74H255ZM175 76V75H174ZM176 76H179V74H178V72H177V75ZM198 76V75H197ZM261 76V75H260ZM79 77H80V79L81 80H79ZM180 77V76H179ZM179 77H176V83H179L180 84V86H179V88H181V90H183L184 91V94L188 97V100H192V101H194V91L191 89V88H188V89H186V86L184 87V80L182 81ZM196 77V76H195ZM201 77V76H200ZM182 78V77H181ZM262 78H264V77H262ZM137 79V78H136ZM151 79V78H150ZM175 79V78H174ZM173 79V80H174ZM183 79V78H182ZM79 80V81H78ZM138 80H139V78H138ZM152 80V79H151ZM196 80H198V79H196ZM201 80H203V79H200V81ZM205 80V79H204ZM204 80L202 81V84L205 86V83H207V81L205 80V83H204ZM221 80V81H220ZM252 80V79H251ZM102 81V80H101ZM136 81V80H135ZM256 81V80H255ZM100 82V81H99ZM103 82V81H102ZM138 82V81H137ZM174 82V81H173ZM199 82V81H198ZM262 82H264V81H262ZM201 83V82H200ZM155 84V85H156ZM187 84V83H186ZM201 84V85H202ZM209 84V83H208ZM207 84V85H208ZM257 84V83H256ZM170 85V84H169ZM173 85V84H172ZM207 85H206V87L204 88L205 90H207L206 88H208L207 87ZM213 85V84H212ZM174 86V85H173ZM188 86V85H187ZM262 86V85H261ZM136 87H137V85H136ZM172 87V86H171ZM189 87V86H188ZM214 87V86H213ZM105 88H102V89H105ZM138 88V87H137ZM136 88V89H137ZM156 88V87H155ZM170 88V87H169ZM106 89V90H107ZM130 89H132V91H130ZM134 89H135V87H134ZM171 89V88H170ZM169 89V90H170ZM190 89V90H189ZM200 89H202V88H200ZM215 89H217V88H215ZM253 89V88H252ZM145 90V89H144ZM176 91H177V89H175ZM180 90V93H182V91ZM191 90L193 91V92H191ZM242 90V91H241ZM250 90V89H249ZM135 91V90H134ZM133 91V92H134ZM175 91V92H176ZM217 91V90H216ZM222 91H224V90H222ZM221 91V93H223ZM245 91V90H244ZM252 91V90H251ZM143 92H145V91H143ZM170 92V91H169ZM172 92H173V90H172ZM178 92V91H177ZM186 92V93H185ZM207 92V91H206ZM205 92V93H206ZM224 92H226L228 95L227 96H229L230 94L228 93L229 91H227V90H225ZM231 92V91H230ZM254 92V91H253ZM252 92V93H253ZM107 92H105V94H106ZM171 93V92H170ZM170 93H168V94H162V96H166V95H169ZM179 93V92H178ZM245 93H247L246 91H245ZM135 94H137V93H135ZM135 94L133 95V96H135ZM146 94V93H145ZM160 94V95H161ZM172 94V93H171ZM174 94V93H173ZM172 94V95H173ZM177 94V93H176ZM203 94H204V92H203ZM203 94H201L202 95V97H203ZM236 94V93H235ZM183 95V94H182ZM181 95V96H182ZM216 95H218V94H216ZM220 95V94H219ZM222 95V94H221ZM231 95H232V93H231ZM243 95H244V92H243ZM238 96L237 95V98L239 97L240 99L242 98V97H244V96ZM249 94H247V96H248ZM144 96V95H143ZM175 96V95H174ZM177 96H178V94H177ZM185 96V97H186ZM207 96V95H206ZM233 96V95H232ZM232 96H230V97H232ZM235 96V95H234ZM251 96V95H250ZM108 97V96H107ZM137 97V96H136ZM138 97H140V96H138ZM144 97H146V96H144ZM169 97V96H168ZM176 97V96H175ZM184 97V96H183ZM197 97V96H196ZM205 97V96H204ZM211 97V96H210ZM212 97H214V96H212ZM225 97V96H224ZM249 97V96H248ZM163 98H165V97H163ZM177 98V97H176ZM176 98H175V100H176ZM237 98H236V100H237ZM238 98V99H239ZM247 98V97H246ZM67 99V98H66ZM72 99V98H71ZM133 99H135V98H133ZM138 98H136V100H137ZM180 99V98H179ZM183 99V98H182ZM206 99H209L208 97L206 98ZM224 99V98H223ZM223 99H221V100H223ZM243 99V98H242ZM254 99V98H253ZM258 99V98H257ZM68 100V99H67ZM146 100V99H145ZM152 100H154V99H152ZM156 100V99H155ZM158 100H160V98L158 99ZM163 100V99H162ZM174 100V99H173ZM174 100V101H175ZM185 100H186V98H185ZM196 100H197V98H196ZM195 100V101H196ZM203 100H205V99H203ZM213 100H215L214 98H213ZM220 100V101H221ZM231 100V99H230ZM245 100V99H244ZM81 101V102H82ZM108 101V100H107ZM133 101V100H132ZM131 101V102H132ZM149 101V100H148ZM208 101V100H207ZM218 101V100H217ZM224 101H225V99H224ZM227 101V100H226ZM222 102V104L221 105H218L219 107H217L218 108V110H217V118H218V120H219V124L221 125V128H223L225 131H232L233 129H234V131H237L238 132V130H235V129H240V130H247V129H245L246 128V125H242V123L240 124L238 121H236V119H234V118H232V115H230V111H231V106L232 105H236V101H234V99H232L231 101H227V102ZM239 101V100H238ZM249 101V100H248ZM67 102V101H66ZM71 102V101H70ZM105 102V101H104ZM131 102H130V104H131ZM134 102V101H133ZM137 102V101H136ZM135 102V103H136ZM142 102V101H141ZM166 102V101H165ZM165 102H163V103H165ZM182 102V101H181ZM183 102H184V100H183ZM197 102V101H196ZM195 102V103H196ZM204 102H206V101H204ZM244 102H246V101H244ZM260 102V101H259ZM79 103V102H78ZM119 103V104H118ZM148 103V102H147ZM186 103V102H185ZM187 103H188V101H187ZM209 103V102H208ZM217 103V102H216ZM72 104V103H71ZM137 104V103H136ZM154 104H156L155 103V101H154ZM153 104V105H154ZM182 104V103H181ZM192 104V103H191ZM212 104V103H211ZM210 104V105H211ZM219 104V103H218ZM246 104V103H245ZM73 105V104H72ZM81 105V104H80ZM104 105H106V104H104ZM143 105V104H142ZM141 105V106H142ZM147 105V104H146ZM162 105V104H161ZM177 105V104H176ZM184 105V104H183ZM186 105V104H185ZM216 105V104H215ZM247 105V104H246ZM256 105V104H255ZM120 106V107H119ZM127 106V105H126ZM136 106V105H135ZM139 106V105H138ZM137 106V107H138ZM148 106H150L149 104H148ZM197 106H198V104H197ZM237 106V105H236ZM235 106V107H236ZM49 107V106H48ZM106 107V106H105ZM134 107V106H133ZM150 107H152V106H150ZM179 107V106H178ZM193 107V106H192ZM244 107V106H243ZM52 108V107H51ZM51 108H50V112H51ZM82 108V107H81ZM124 108V107H123ZM142 108H143V106H142ZM144 108H145V106H144ZM143 108V109H144ZM153 108V107H152ZM183 108H184V106H183ZM187 108V107H186ZM198 107H196V109H197ZM210 108H213V106L211 107L210 106ZM237 108H238V106H237ZM236 108V109H237ZM248 108V107H247ZM262 108V107H261ZM47 109H49V108H47ZM84 109V108H83ZM89 109H88V111H89ZM134 109V108H133ZM252 109V108H251ZM87 110V109H86ZM97 110V109H96ZM92 111H93V109H92ZM135 111H136V109H135ZM137 111H141V107H140V109H137ZM157 111H158V109H157ZM156 111V112H157ZM162 111H163V109H162ZM193 111H195V109L193 108ZM198 111H199V109H198ZM205 111H206V107H205ZM215 111V109L213 108V112ZM47 112V111H46ZM91 112V111H90ZM143 112V111H142ZM155 112V111H154ZM181 112V111H180ZM185 112V111H184ZM190 112V111H189ZM235 112V111H234ZM239 112V111H238ZM52 113H53V111H52ZM60 113V112H59ZM130 113H131V111H130ZM140 112H138V115H140L139 114ZM152 113V112H151ZM175 113V112H174ZM182 113H183V111H182ZM186 113H188V111L186 112ZM244 113V112H243ZM242 113V114H243ZM248 113V112H247ZM246 113V114H247ZM249 113H251L250 111H249ZM248 113V114H249ZM43 114V113H42ZM45 114H47V113H45ZM57 114V113H56ZM93 114V113H92ZM105 114V113H104ZM114 113H112V115H113ZM132 114V113H131ZM144 114V113H143ZM142 114V115H143ZM167 115H168V113H166ZM197 114V113H196ZM195 114V115H196ZM216 114V113H215ZM232 114V113H231ZM236 114V112L234 113V115ZM239 114V113H238ZM238 114H236L235 115V118L237 117V115ZM54 115V114H53ZM98 115H100V114H98ZM152 115V114H151ZM158 115V114H157ZM156 115V116H157ZM161 115V114H160ZM167 115H166V117H167ZM173 115V114H172ZM182 115V114H181ZM185 115V114H184ZM241 115V114H240ZM239 115V116H240ZM256 115V114H255ZM40 116H41V114H40ZM48 116H49V113H48ZM51 117L50 118H52L53 116L52 115H50ZM55 116V115H54ZM57 116V115H56ZM102 116V115H101ZM111 116V115H110ZM131 116H133V115H131ZM130 116V117H131ZM149 116V115H148ZM147 115H146V117H148ZM159 116V115H158ZM186 116H188V115H186ZM194 116V115H193ZM247 116V115H246ZM250 115H248V117H249ZM59 117H61V116H59ZM121 117V116H120ZM120 117H118V118H120ZM143 117H144V115H143ZM142 117V118H143ZM154 117V116H153ZM161 117V116H160ZM163 117H165L164 115H163ZM171 117V116H170ZM46 118H47V115H46ZM98 118V117H97ZM181 118V117H180ZM187 118H189V117H186V119ZM251 118H253V117H251ZM49 119V118H48ZM132 119V118H131ZM131 119H129V120H131ZM137 119V118H136ZM149 119V118H148ZM158 119V118H157ZM183 119V118H182ZM186 119H183V120H181V121H184V125H183V128L182 127H180V128H178L179 129V131L177 132V133H173V132H171L169 129H173V128H170V127H167L168 129H164L165 130V132H164V136H165V138H166V141H167V139H175L176 138V134H178V133H183V136L182 137H184V135L186 136V139L187 138H189L191 135V133H192V135H193V133H196L197 131L196 130H194V129H197L198 128V126H197V128H196V124H195V118L194 119H192V120H186ZM191 119V118H190ZM75 120V119H74ZM78 120V119H77ZM97 120H99V119H97ZM117 120V119H116ZM119 120V119H118ZM134 120V119H133ZM130 121V122H134V121ZM145 120H146V118H145ZM172 120V119H171ZM175 120V119H174ZM173 120V121H174ZM198 120V119H197ZM196 120V121H197ZM240 120V119H239ZM256 120H258V119H256ZM261 120V119H260ZM38 121V120H37ZM52 121V120H51ZM100 121V120H99ZM150 121H151V119H150ZM172 121V122H173ZM180 121V120H179ZM250 121V120H249ZM34 122V123H33ZM50 122V121H49ZM76 122V121H75ZM88 122V121H87ZM115 122H118V121H115ZM129 122V123H130ZM165 122H166V120H165ZM241 122H242V120H241ZM254 122H256V121H254ZM74 123V122H73ZM94 123V122H93ZM51 124V123H50ZM53 124H55V123H53ZM57 124H59V121L57 122ZM87 124V123H86ZM144 125H145V122L143 123ZM246 124H248V122L246 123ZM258 124V123H257ZM18 125H20V126H22V128L20 127V129L18 128V130L19 131H17V133L15 132H13V127L14 126H18ZM52 125V124H51ZM119 125H121V124H119ZM129 125V124H128ZM147 126H148V122H147V124H146ZM145 125V126H146ZM150 125H151V123H150ZM167 125V124H166ZM178 125H180V124H178ZM235 125H237V128H235ZM238 125L240 126V127H238ZM37 126V125H36ZM58 126H62V125H58ZM85 126H87V125H85ZM92 126V125H91ZM116 126V125H115ZM118 126V125H117ZM122 126V125H121ZM134 126H135V124H134ZM146 126V127H147ZM152 126H153V124H152ZM245 126V127H244ZM35 127V126H34ZM41 127V126H40ZM53 127H54V125H53ZM172 127V126H171ZM178 127V126H177ZM62 128V127H61ZM131 128H132V125H131ZM148 128H151L150 126H148ZM154 128V127H153ZM166 128V127H165ZM254 128V127H253ZM12 129V132H10V130ZM39 129H41V128H39ZM133 129V128H132ZM147 129V128H146ZM152 129V128H151ZM151 129H150V131L147 133H144L143 131H141L140 129L137 131V130H135V134L132 136V137H130V138H133L134 137V139H133V142H131L130 140V142L131 143H133V144H131V145H133V146H131V150H132V152L135 154V156H137V157H141V156H143L144 155V153H143V155H141L140 156V154H142L141 152H140V148H138V144L137 143H139V142H145L144 141V139L146 140V144H150L152 141H154L156 138H155V135L151 132ZM174 129H177V128H174ZM177 129V130H178ZM249 129V128H248ZM55 130H57V129H55ZM60 130V129H59ZM120 130V129H119ZM122 130V129H121ZM149 130V129H148ZM163 130V131H164ZM193 130L194 131H196V132H193ZM198 130V129H197ZM61 131V130H60ZM65 131V130H64ZM129 131V130H128ZM127 131V132H128ZM155 131V130H154ZM224 131V132H225ZM230 131V132H231ZM256 131V130H255ZM261 131V130H260ZM29 132V131H28ZM36 132V131H35ZM43 132V131H42ZM51 132V131H50ZM129 132H131V131H129ZM128 132V133H129ZM137 132V133H136ZM176 132V131H175ZM199 132V131H198ZM223 132V133H224ZM230 132H228V134L230 133ZM246 132V131H245ZM250 132V131H249ZM252 132V131H251ZM2 133V132H1ZM11 133H13V134H11ZM125 133V132H124ZM208 133V132H207ZM253 133V132H252ZM257 133H259V132H257ZM38 134V133H37ZM158 135L157 136H159L160 134L159 133H157ZM233 134V133H232ZM235 134V133H234ZM239 134V133H238ZM241 134V133H240ZM255 134V133H254ZM36 135V134H35ZM49 135V134H48ZM128 135V134H127ZM129 135H131V134H129ZM212 135V134H211ZM242 135V134H241ZM250 135H251V133H250ZM250 135H249V137H250ZM257 135V134H256ZM31 136V135H30ZM38 136H40V135H38ZM156 136V137H157ZM161 136V135H160ZM181 136V135H180ZM179 136V137H180ZM196 136V135H195ZM213 136V135H212ZM235 136H236V134H235ZM28 137V136H27ZM32 137V136H31ZM34 137V136H33ZM37 137V136H36ZM48 137V136H47ZM50 137V136H49ZM81 137V136H80ZM239 137H241V136H239ZM246 137V136H245ZM260 137H262V136H260ZM259 136H257V138L259 139L260 138ZM87 138V137H86ZM129 138V139H130ZM185 138V137H184ZM183 138V139H184ZM212 138V137H211ZM235 138V137H234ZM257 138H255V139H257ZM88 139V138H87ZM87 139H86V142L85 143H90L89 141L87 142ZM194 139V138H193ZM224 139V138H223ZM226 139H227V137H226ZM251 139V138H250ZM257 139V140H258ZM36 140V139H35ZM106 140V139H105ZM125 140V139H124ZM128 140V139H127ZM132 140V139H131ZM142 140V141H141ZM157 140V139H156ZM155 140V141H156ZM161 140V139H160ZM177 140H178V137H177ZM177 140H175V142L174 143H176V141ZM185 140V139H184ZM189 140V139H188ZM229 141H230V144H231V146H232V142L234 141H232V139H228ZM1 141V140H0ZM41 141V140H40ZM74 141H76V140H74ZM107 141V140H106ZM158 141V140H157ZM174 141V140H173ZM173 141H170L171 143L173 142ZM178 141H180V140H178ZM255 141V140H254ZM262 141H264V140H262ZM77 142V141H76ZM104 142V141H103ZM126 142H128V141H126ZM227 142V141H226ZM260 143L259 144H261V138H260V141H259ZM1 143V142H0ZM97 143V142H96ZM129 143V142H128ZM158 143V142H157ZM189 143V142H188ZM45 144V143H44ZM78 144V143H77ZM109 144V143H108ZM182 144H185L184 142L182 143ZM192 144V143H191ZM217 144V143H216ZM235 144V143H234ZM262 144H264V142H262ZM9 145V144H8ZM36 145H38V144H36ZM158 145V144H157ZM172 145V144H171ZM177 145H179V144H177ZM176 145V146H177ZM181 145V144H180ZM188 145H190V144H188ZM215 145V144H214ZM12 146V145H11ZM17 146V145H16ZM79 146H83V145H79ZM89 146V147H88ZM88 149H87V151H85L84 152V149H82V148H80V147H78V149L75 151V153H74V155H76L77 157L79 156V162H81V161H83V160H88V161H92V162H94V164L93 165H91V166H89V167H86V168H84L83 170L81 169V170H78V169H70V167H68L66 170L68 171V172H70V174L69 173H67L66 172V174H68V175H70L71 176V174L73 175V179H71V178H68L67 176H66V181L67 180H70L71 179V181H72V183L73 182H75V181H77V180H75L76 179V177L74 176V175H79V176H81L83 179V182H81V181H79L78 180V183H79V186H81L80 188H84V186H83V183H84V179H91V177L92 176H90V175H87L88 173H90V172H92V171H103L102 170V166L103 165H109V166H111V165H113V164H121V163H119L120 161H119V159H118V157L116 158L115 156H110L109 155V153L112 151V149H113V146H111V145H105V144H102V145H98V144H93V145H91V144H88ZM130 146V145H129ZM140 146V145H139ZM175 146V145H174ZM182 147H183V145H181ZM230 146V145H229ZM259 147H261L260 145H258ZM6 147H9V146H6ZM15 147V146H14ZM14 147H13V149H14ZM30 147V146H29ZM40 147H41V144H40ZM170 147V146H169ZM169 147H167V145H165V144H161L159 147H157V151H159L158 153H156V151L155 152H153V150L152 149H155L156 148V145H155V148L153 147V148H151V150L149 151V154L150 155H157V156H159L160 158H159V162H156L155 163V161L153 162V163H149V162H147V160L146 161H144V160H131V159H133V158H131V159H128V162H126V164H128V165H125V166H128V167H132V166H139L140 168H141V170H143L145 173H147V175H148V178L147 179H149L150 178V173L148 174V172H150V170H152V168L153 167H155V166H161V165H163V164H165V163H167V161H171V160H176V161H179L180 159H182V158H185V155L186 154H188L187 152L188 151H185V150H183V152H176V150H175V152H173V151H170L169 150ZM177 147H179V146H177ZM239 147V146H238ZM4 148H3V152L4 151H6V149L4 150ZM12 148V147H11ZM18 148H20L19 146H18ZM44 148H45V146H44ZM43 148V149H44ZM53 149H54V147H52ZM74 148V147H73ZM76 148V147H75ZM143 148V147H142ZM186 148V147H185ZM233 148H235L234 147V145H233ZM12 149V150H13ZM16 150H17V147L15 148ZM20 149H22V148H20ZM64 149H65V147H64ZM67 149V148H66ZM130 149V148H129ZM173 149V148H172ZM175 149H176V147H175ZM178 149V148H177ZM179 149H180V151H181V148L179 147ZM184 149V148H183ZM211 149V148H210ZM209 149V150H210ZM238 149L239 148H237V146H236V148L234 149L235 151H237V152H239L238 151ZM47 150V149H46ZM62 150H63V148H62ZM71 150V149H70ZM127 150V149H126ZM174 150V149H173ZM188 150V149H187ZM195 150V149H194ZM223 150V149H222ZM244 150V149H243ZM258 150V149H257ZM14 151V150H13ZM18 151V150H17ZM24 151H21V153H23ZM123 151V150H122ZM191 151V150H190ZM242 151V150H241ZM240 151V152H241ZM247 151V150H246ZM1 152V151H0ZM15 152V151H14ZM50 152V151H49ZM195 152V151H194ZM200 152V151H199ZM202 152V151H201ZM210 152V151H209ZM214 151H212V153H213ZM216 152H218V151H216ZM239 152V153H240ZM245 152V151H244ZM243 152V156L245 155V153ZM2 153V152H1ZM0 153V154H1ZM63 153V152H62ZM124 153V152H123ZM147 153V152H146ZM192 153V152H191ZM203 153V152H202ZM227 153V152H226ZM249 153V152H248ZM5 154H7V153H5ZM29 154V153H28ZM198 154H200V153H198ZM211 154V153H210ZM241 155H242V153H240ZM240 154H237V155H240ZM247 154V153H246ZM255 154V153H254ZM262 154H264V152H262ZM4 155V154H3ZM8 155H9V153H8ZM40 155V154H39ZM112 155V154H111ZM113 155H115V154H113ZM128 155V154H127ZM191 155V154H190ZM197 155V154H196ZM201 155V154H200ZM211 155H213V154H211ZM217 155H219V152H218V154ZM230 155V154H229ZM248 155V154H247ZM13 156V155H12ZM31 156V155H30ZM38 156V155H37ZM66 156V155H65ZM65 156H64V158H65ZM67 156H69V155H67ZM71 156V155H70ZM134 156V155H133ZM198 156V155H197ZM214 156V155H213ZM213 156H212V158H213ZM220 156H221V154H220ZM6 157H8V156H6ZM18 157H20V156H18ZM26 157V156H25ZM145 157V156H144ZM190 157V156H189ZM188 157V158H189ZM199 157V156H198ZM219 157V156H218ZM217 157V158H218ZM230 157H232V155L230 156ZM238 157V156H237ZM248 157V156H247ZM252 157V156H251ZM250 157V158H251ZM3 158H4V156H3ZM24 158V157H23ZM29 157H27V159H28ZM52 158V157H51ZM68 159H69V157H67ZM66 158V159H67ZM73 158H74V156H73ZM186 158H187V155H186ZM187 158V159H188ZM210 158V157H209ZM216 158V159H217ZM249 158V157H248ZM247 158V159H248ZM249 158V159H250ZM26 159V158H25ZM26 159V160H27ZM50 159V158H49ZM55 159V158H54ZM77 159V158H76ZM143 159V158H142ZM153 159V158H152ZM211 159V158H210ZM214 159V158H213ZM220 159V158H219ZM228 159V158H227ZM245 159V158H244ZM253 159V158H252ZM258 159V158H257ZM1 160V159H0ZM17 160H19V158L18 159H16V162H17ZM65 160V159H64ZM71 160V158L69 159V161ZM149 160V159H148ZM200 160H202L201 158H200ZM251 160V159H250ZM5 161H6V159H5ZM73 161V160H72ZM125 161H127L126 160V158H125ZM156 161H158V160H156ZM175 161V162H176ZM182 161H183V159H182ZM212 161V160H211ZM255 161V160H254ZM15 162V161H14ZM66 162V161H65ZM78 162V163H79ZM84 162V161H83ZM92 162H90V163H92ZM189 162V161H188ZM208 162V161H207ZM231 162V161H230ZM250 162V161H249ZM248 162V163H249ZM5 163V162H4ZM18 163V162H17ZM50 163V162H49ZM69 163H71V162H69ZM78 163L76 164V165H78ZM170 163V162H169ZM179 163V162H178ZM199 163H200V161H199ZM206 163V162H205ZM212 163V162H211ZM244 163V162H243ZM8 164V163H7ZM24 164V163H23ZM28 164V163H27ZM38 164V163H37ZM83 164V163H82ZM122 164H124V163H122ZM210 164V163H209ZM213 164H215V163H213ZM229 164V163H228ZM240 164V163H239ZM256 164H257V161H256ZM31 165V164H30ZM41 165V164H40ZM80 165V164H79ZM115 165H113L114 166V169H115ZM249 165V164H248ZM27 166V168L29 167L28 165H26ZM35 166V165H34ZM43 166V165H42ZM51 166V165H50ZM53 166V165H52ZM85 166H87V165H85ZM84 166V167H85ZM117 166H119V165H117ZM124 166V167H125ZM177 167H178V165H176ZM188 166H190V165H188ZM205 166V165H204ZM206 166H207V164H206ZM209 166V165H208ZM217 166V165H216ZM215 166V167H216ZM249 166H251V165H249ZM253 166V165H252ZM255 166V165H254ZM259 166H260V164H259ZM64 167H67V166H64ZM79 167V166H78ZM82 167V166H81ZM80 167V168H81ZM194 167V166H193ZM193 167L192 166H190V167H188V170H187V168L185 169V171H189L190 173H191V170L193 169ZM213 166L211 165V167L210 168H212ZM234 167H235V165H234ZM242 167V166H241ZM25 168V167H24ZM26 168V169H27ZM33 168V167H32ZM40 168H42V167H40ZM45 168V167H44ZM53 168V167H52ZM77 168V167H76ZM120 168V167H119ZM127 168V167H126ZM133 168V167H132ZM165 168V167H164ZM179 168V167H178ZM198 168V167H197ZM208 168V167H207ZM217 168V167H216ZM215 168V169H216ZM250 168V167H249ZM256 168H259V167H257L256 166ZM21 169V168H20ZM26 169H25V171H26ZM30 169V168H29ZM50 169V168H49ZM70 169V170H69ZM114 169H112V170H114ZM227 169H229V166L227 167ZM40 170H42V169H40ZM64 170V169H63ZM77 170V171H76ZM110 170V169H109ZM123 170V169H122ZM137 170H139L138 168L136 169V171ZM172 170V169H171ZM193 170H196V169H193ZM198 170V169H197ZM213 170V169H212ZM211 170V171H212ZM235 170V169H234ZM260 170V169H259ZM18 171V170H17ZM21 171V170H20ZM54 171V170H53ZM57 171V170H56ZM61 171V170H60ZM89 171V172H88ZM123 171H125V170H123ZM169 171V170H168ZM215 171V170H214ZM213 171V172H214ZM217 171V170H216ZM251 171V170H250ZM14 172V171H13ZM13 172H12V174H13ZM23 172H24V169H23ZM34 172V171H33ZM38 172L39 171H37V175H38ZM59 172V171H58ZM63 172H65V170L63 171ZM88 172V173H87ZM165 172L167 173V171L165 170ZM202 172H203V170H202ZM259 172H261V171H259ZM43 173V172H42ZM46 173V172H45ZM53 173V172H52ZM57 173V172H56ZM77 173V174H76ZM104 173V172H103ZM137 173H138V171H137ZM140 173V172H139ZM156 173H158V172H156ZM160 173V172H159ZM197 173V172H196ZM199 173V172H198ZM20 174V173H19ZM28 174V173H27ZM94 174H95V172H94ZM105 174V173H104ZM153 173H151V175H152ZM195 174V173H194ZM211 175H214V174H212V173H210ZM209 174V175H210ZM54 175H56V174H54ZM54 175H52V176H54ZM139 175V174H138ZM143 175V174H142ZM164 175V174H163ZM197 175V174H196ZM201 175V174H200ZM262 175H264V174H262ZM25 176H27V175H25ZM32 176H34V175H32ZM46 176H49V175H47L46 174ZM45 176V177H46ZM52 176H50V177H52ZM87 176V177H86ZM90 176V177H89ZM141 176V175H140ZM140 176H139V178H140ZM145 176V175H144ZM154 176H155V174H154ZM158 176V175H157ZM173 175H171V177H172ZM227 176V175H226ZM231 176V175H230ZM233 176H234V173H233ZM2 177V176H1ZM24 177V176H23ZM95 177V176H94ZM122 177V176H121ZM136 177V176H135ZM147 177V176H146ZM151 177H153V175L151 176ZM173 177H175V176H173ZM31 178V177H30ZM37 178V177H36ZM48 178V177H47ZM62 178V177H61ZM114 178V177H113ZM138 178V179H139ZM159 178V177H158ZM161 178V177H160ZM191 178V177H190ZM213 178V177H212ZM224 178V177H223ZM226 178V177H225ZM227 178H229V176L227 177ZM231 178H233V177H231ZM34 179V178H33ZM118 178H116V180H117ZM127 179H130V180H133L134 181V179H132V178H129V177H127V178H121L120 179V181L119 182H117V183H115L114 184V187L112 188V189H116L117 191H116V197H118V199H119V197H120V200H116V202L118 203H116L117 204V206H116V208H118V210L120 211H122V214H123V212L124 213H126V212H128L129 214L131 213V214H148L149 215V218H148V216H147V218L148 219H150L149 221L152 223V227H153V229H154V233L152 234L153 236H151L150 234L153 232H151L149 235L152 237H150L151 239H153V237H154V239H155V241L157 240V241H160V243H161V238H166V237H168L167 235H168V233L170 232V234H174V236H175V238L177 239V241H178V244L176 245V247H170V249H166V248H164L165 249V251H164V253L163 254H160V255H164V256H166V257H170L171 258V260L172 259H174V260H178V261H181V262H187V261H190L191 259H193V258H196L195 259V261L196 260H198V261H200L201 262V264H210V262L211 261H214V260H217L218 259V257H219V254L217 253V251H216V246L214 245V246H212L213 245V243H212V245H211V247L210 246H208V245H206V241H207V239L209 238V236H207L208 238L205 240V238H204V233H205V231H208L210 228H211V225L212 224H210V222L211 223H213L212 221H209V219L210 218H213V217H210L209 219H208V217L206 216V214H204L200 209H199V211L198 212H196L195 210L193 211V208H192V205H191V199H192V197H191V195L193 194H191L189 191L188 192H182L181 193V197L179 198V197H177V196H175V195H169L170 194V190H165V188L163 187V189H162V186L161 187H157V188H155V186L153 187V183H151V185H150V182L148 181L146 184H148L149 183V186L148 185H146L147 187L145 188V187H143V188H141L140 186V188H135V190H134V192L136 193L135 194V196H133V194H132V196L130 197H125V196H128L126 193H128L129 191H127L126 192V190H125V192H124V190H123V192L126 194H124V193H121L120 191H119V189H121L122 187H124L125 186V182L127 181ZM137 179V178H136ZM184 179V178H183ZM186 179V178H185ZM184 179V180H185ZM197 179V178H196ZM43 180V179H42ZM81 180V179H80ZM98 180V179H97ZM156 179H154V181H155ZM176 180V179H175ZM187 180V179H186ZM213 180V179H212ZM211 180V181H212ZM224 180V179H223ZM27 181H28V179H27ZM87 182L89 181V180H86ZM99 181V180H98ZM109 181H111V180H109ZM118 181V180H117ZM136 181V180H135ZM134 181V182H135ZM139 180H137V182H138ZM145 181V180H144ZM164 181V180H163ZM168 181V180H167ZM189 181V180H188ZM191 181V180H190ZM210 181V182H211ZM228 181H229V179H228ZM34 182V181H33ZM55 182V181H54ZM63 182V180L61 181V183ZM90 186L92 187V185H94V181L93 180H90ZM112 182V181H111ZM159 182V181H158ZM157 182V183H158ZM172 181H170V183H171ZM193 182V181H192ZM199 182H200V179H199ZM199 182H197V184L199 185ZM224 182V181H223ZM26 183V182H25ZM57 183V182H56ZM71 183V182H70ZM96 183V182H95ZM102 183V182H101ZM105 183V182H104ZM160 183V182H159ZM166 183V182H165ZM167 183H169V182H167ZM173 183H175V182H173ZM182 183V182H181ZM191 183V182H190ZM233 183H234V181H233ZM236 183V182H235ZM28 184V183H27ZM107 184V183H106ZM140 184H143V182L142 183H140ZM184 184H185V182H184ZM188 183H187V181H186V185H187ZM224 184H225V182H224ZM237 184V183H236ZM24 185V184H23ZM73 185H74V183H73ZM138 185V184H137ZM144 185V184H143ZM169 185V184H168ZM182 185V184H181ZM180 185V186H181ZM185 185V186H186ZM188 185H190V184H188ZM249 185V184H248ZM252 185V184H251ZM259 185V184H258ZM257 185V186H258ZM54 186V185H53ZM75 186H77V185H75ZM90 186H88V187H90ZM87 187V188H88ZM106 187V186H105ZM136 187V186H135ZM169 187V186H168ZM172 187V186H171ZM170 187V188H171ZM174 187H175V184H174ZM194 187V186H193ZM199 187V186H198ZM224 187V186H223ZM226 187V189H224V193L227 195V205L224 207V209H225V212H226V214L228 215V213H230L229 214V216L226 218V220L223 222L224 223V226L222 225V227H225V231H226V234H228V237H229V235H230V233H231V225H232V223H231V221H233L232 220V218H233V216H234V210H235V207H236V205H237V202H239V205H240V201H239V199H237L236 200V196H235V193L233 192L234 190H233V188L229 185V184H227V186H225ZM248 187V186H247ZM21 188V187H20ZM78 188V187H77ZM87 188H84V189H87ZM97 188V187H96ZM110 188V187H109ZM169 188V189H170ZM177 188H179L178 186H177ZM183 188H184V186H183ZM187 188V190H188V188H190V187H186ZM255 188V187H254ZM88 189H90V188H88ZM127 189V188H126ZM172 189V188H171ZM175 189V188H174ZM185 189V188H184ZM191 189V188H190ZM249 189V188H248ZM74 190V189H73ZM80 190H82L83 191V189H79V191ZM180 190H182V189H180ZM186 190V191H187ZM196 190V189H195ZM194 190V191H195ZM254 190V189H253ZM27 191V190H26ZM23 188H21L19 191H18V193H19V195H18V197H20V198H22L23 197V199L22 200H27V198H28V195H27V192H26ZM68 191V190H67ZM86 192H88V190H85ZM90 191V190H89ZM94 191V190H93ZM98 191V190H97ZM104 191H106V190H104ZM108 191V190H107ZM107 191H106V193H107ZM133 191V190H132ZM146 191V192H145ZM173 191H175V190H173ZM3 192V191H2ZM14 192V191H13ZM101 192V191H100ZM112 192V191H111ZM177 192H179V191H177ZM206 192H208V191H206ZM247 192H248V190H247ZM6 193V192H5ZM15 193H17V192H15ZM17 193V194H18ZM80 193V192H79ZM102 193H104V192H102ZM108 193H110V191H108ZM107 193V194H108ZM113 193H115V192H113ZM130 193V192H129ZM128 193V194H129ZM173 193V192H172ZM180 193V192H179ZM178 193V194H179ZM13 194V193H12ZM78 194V193H77ZM91 194V193H90ZM101 194V193H100ZM177 194V193H176ZM217 194V193H216ZM240 194V193H239ZM72 195V194H71ZM93 195V194H92ZM103 195V194H102ZM105 195V194H104ZM111 195H113V194H111ZM125 195V196H124ZM129 195H131V194H129ZM203 195H204V193H203ZM212 195V194H211ZM210 195V196H211ZM241 195V194H240ZM244 195V194H243ZM249 195V194H248ZM34 196V195H33ZM84 196V195H83ZM114 196V197H115ZM179 196H180V194H179ZM194 196V195H193ZM205 196V195H204ZM220 196V195H219ZM4 197H6V196H4ZM103 197V196H102ZM107 197V196H106ZM111 197V196H110ZM203 197V196H202ZM207 197V196H206ZM221 197V196H220ZM257 197V196H256ZM16 198V197H15ZM14 198V199H15ZM36 198V197H35ZM75 198V197H74ZM196 198V197H195ZM31 199V198H30ZM95 199V198H94ZM222 199V198H221ZM103 200V199H102ZM109 200V199H108ZM112 200H113V198H112ZM194 200H196V199H194ZM193 200V201H194ZM199 200V199H198ZM207 200V199H206ZM242 200V199H241ZM28 201V200H27ZM101 201V200H100ZM208 201V200H207ZM221 201V200H220ZM4 202V201H3ZM20 202V201H19ZM196 202H197V200H196ZM195 202V203H196ZM205 202V201H204ZM83 203V202H82ZM101 203V202H100ZM4 204V203H3ZM110 204V203H109ZM204 204V203H203ZM205 204H206V202H205ZM209 204V203H208ZM222 204V203H221ZM9 205V204H8ZM102 205V204H101ZM111 205V204H110ZM31 206V205H30ZM108 206V205H107ZM195 206V205H194ZM217 206V205H216ZM222 206H223V204H222ZM241 206V205H240ZM113 207V206H112ZM204 207V206H203ZM205 207H206V205H205ZM204 207V208H205ZM238 207V206H237ZM33 208V207H32ZM213 208V207H212ZM217 208V207H216ZM223 208V207H222ZM239 208V207H238ZM6 209V208H5ZM208 209H209V207H208ZM240 209V208H239ZM251 209V208H250ZM109 210V209H108ZM118 210H117V212H118ZM198 210V209H197ZM210 210H211V208H210ZM215 210V209H214ZM213 211V210H212ZM113 212H115V211H113ZM108 213V212H107ZM210 213V212H209ZM214 213H215V211H214ZM221 213H222V211H221ZM220 213V214H221ZM2 214V213H1ZM118 214V213H117ZM116 214V215H117ZM213 214V213H212ZM113 215V214H112ZM124 215V214H123ZM19 216V215H18ZM59 216V215H58ZM145 216V215H144ZM237 216V215H236ZM133 217H135V215L133 216ZM139 217V216H138ZM143 217V216H142ZM28 218V217H27ZM141 218V217H140ZM139 218V219H140ZM225 218V217H224ZM20 219V218H19ZM194 219L195 220H197V222H198V228H200L201 229V233L200 232H192V229H191V223H192V221H194ZM24 220V219H23ZM61 220V219H60ZM143 220H145V218H143ZM215 219H213V221H214ZM257 221V220H256ZM261 221H262V219H261ZM141 222V221H140ZM145 222V221H144ZM217 222H218V220H217ZM252 222V221H251ZM254 222V221H253ZM19 223H21V222H19ZM150 223V224H151ZM260 223V222H259ZM258 223V224H259ZM23 224V223H22ZM147 224V223H146ZM146 224H145V226H146ZM254 224H256V223H254ZM257 224V225H258ZM26 224H24V226H25ZM43 225V224H42ZM214 225V224H213ZM216 225V224H215ZM142 226V225H141ZM251 226H252V224H251ZM254 226V225H253ZM262 226H264V224H262ZM28 228L30 227L29 225L27 226ZM46 227H48V226H46ZM193 227V226H192ZM260 227V226H259ZM259 227H257V228H259ZM27 228V229H28ZM33 228H34V225H33ZM102 228V227H101ZM107 228V227H106ZM110 228H111V226H110ZM109 228V229H110ZM214 228H215V226H214ZM17 229V228H16ZM15 229V230H16ZM43 229V228H42ZM140 229V228H139ZM146 229H147V227H146ZM221 229V228H220ZM253 229V228H252ZM256 229V228H255ZM55 230V229H54ZM141 230V229H140ZM199 230V229H198ZM211 230H213V229H211ZM258 230V229H257ZM31 231V230H30ZM106 231V230H105ZM139 231V230H138ZM137 231V232H138ZM261 231V232H260ZM259 232H260V240L262 239V240H264V231H262V229L260 230ZM107 232H109V231H107ZM124 232H127V231H124ZM135 232V231H134ZM5 233V232H4ZM214 233V232H213ZM0 234H1V232H0ZM3 234V233H2ZM7 234V233H6ZM107 234V233H106ZM124 234V233H123ZM138 234V233H137ZM141 234V233H140ZM143 234V233H142ZM4 235V234H3ZM105 235V234H104ZM110 235V234H109ZM130 235V234H129ZM131 235H132V233H131ZM134 235V234H133ZM136 235V234H135ZM105 236H107V235H105ZM116 236V235H115ZM117 236H119V235H117ZM137 236V235H136ZM172 236V235H171ZM224 236H226V235H224ZM232 235H230V237H231ZM120 237H121V235H120ZM143 237V236H142ZM146 237V236H145ZM234 237V236H233ZM0 238H1V235H0ZM5 238H6V236H5ZM10 238V237H9ZM11 238H13V237H11ZM33 238V237H32ZM127 238H130V237H127ZM133 238V237H132ZM140 238V237H139ZM149 238V239H150ZM225 238V237H224ZM26 239V238H25ZM138 239V238H137ZM136 239V240H137ZM153 239V240H154ZM172 239V238H171ZM235 239V238H234ZM259 239V238H258ZM1 240V239H0ZM17 240V239H16ZM56 241H57V239H55ZM54 240V241H55ZM61 240V239H60ZM121 240V239H120ZM135 240V241H136ZM143 240V239H142ZM152 240V241H153ZM164 240V239H163ZM228 240V239H227ZM13 241H15V240H13ZM64 241V240H63ZM138 241H139V239H138ZM151 241V242H152ZM172 241V240H171ZM57 242H59V241H57ZM56 242V243H57ZM133 242V241H132ZM148 243H146V239H145V242L143 241V243H141V242H139V244L141 245V246H139V252H141L142 253V255H144V257L143 258H146L145 256L146 255H148L147 254V251L149 252L150 250H152L153 251V249L155 250V248H151L150 247V244H149V240L147 241ZM175 242V241H174ZM231 242V241H230ZM233 242V241H232ZM13 243V242H12ZM15 243V242H14ZM18 243H19V246L21 247V245H22V241L21 240H19L18 241ZM136 243V242H135ZM164 243V242H163ZM58 244H60V243H58ZM165 244H166V242H165ZM197 244H199V246L197 245ZM215 244V243H214ZM229 244V243H228ZM1 245V244H0ZM17 245V244H16ZM136 245V244H135ZM157 245H158V243H157ZM193 245H197L198 246V250L196 251V252H190L191 250L192 251H194V250H196V249H191V248H195V247H193ZM216 245H217V243H216ZM18 246V247H19ZM154 246V245H153ZM173 246V245H172ZM225 246V245H224ZM27 247V246H26ZM158 247H160V246H158ZM157 247V248H158ZM151 248V249H150ZM156 248V249H157ZM220 248V247H219ZM21 249V248H20ZM40 249H42V248H40ZM23 250H24V247H23ZM249 250V249H248ZM26 251V250H25ZM219 252L220 251H222V250H218ZM62 252V251H61ZM138 252V253H139ZM151 252V251H150ZM161 252H163V249H162V251ZM35 253V252H34ZM66 253V252H65ZM64 253V254H65ZM156 253V252H155ZM189 253H193V254H189ZM221 253H223V252H221ZM63 254V253H62ZM137 254V253H136ZM68 255V254H67ZM141 255V256H142ZM154 255V254H153ZM222 255V254H221ZM220 255V256H221ZM35 256V255H34ZM33 256V257H34ZM42 256V255H41ZM149 256H150V254H149ZM246 256V255H245ZM23 257V256H22ZM28 256L26 255V258H27ZM36 257V256H35ZM43 257H44V255H43ZM166 257H165V259H166ZM26 258H24L23 260L25 261V259ZM46 258V257H45ZM129 258V257H128ZM142 258V259H143ZM162 258V257H161ZM250 258V257H249ZM66 259V258H65ZM79 259H81V258H79ZM140 259H141V257H140ZM43 260V259H42ZM71 260V259H70ZM147 260H149V259H147ZM194 260V259H193ZM254 260V259H253ZM131 261V260H130ZM149 261H151V260H149ZM153 261V260H152ZM219 261H220V258H219ZM223 261V260H222ZM249 261H250V259H249ZM144 263H145V261H143ZM167 261H165V263H166ZM172 262V261H171ZM181 262H179V263H181ZM24 263V262H23ZM33 263V262H32ZM164 263V262H163ZM177 263V262H176ZM79 264V263H78ZM138 264V263H137ZM150 264V263H149ZM152 264V263H151ZM159 264V263H158ZM175 264V263H174ZM212 264V263H211ZM256 264V263H255ZM257 264H260V263H257ZM262 264V263H261Z\"/></svg>",
    "mask_w": 264,
    "mask_h": 264
}]
</instances>
